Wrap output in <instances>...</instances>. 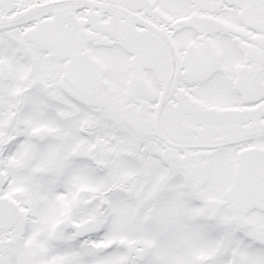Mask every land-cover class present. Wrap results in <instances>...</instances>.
<instances>
[{"label":"flooded vegetation","instance_id":"1","mask_svg":"<svg viewBox=\"0 0 264 264\" xmlns=\"http://www.w3.org/2000/svg\"><path fill=\"white\" fill-rule=\"evenodd\" d=\"M16 77L0 137V264H69L55 256L70 238L113 259L125 250V264H162L160 246L180 238L194 264L222 253L219 264H264V0H0L3 94ZM117 153L134 171L83 200L67 183L70 211L63 177L78 156L105 169ZM180 189L200 218L177 219ZM118 192L135 201L133 229L108 238L100 213ZM82 203L100 210L82 218Z\"/></svg>","mask_w":264,"mask_h":264},{"label":"rangeland","instance_id":"2","mask_svg":"<svg viewBox=\"0 0 264 264\" xmlns=\"http://www.w3.org/2000/svg\"><path fill=\"white\" fill-rule=\"evenodd\" d=\"M12 51H18L19 47L15 46H8ZM16 49V50H13ZM20 51V50H19ZM18 51V53H19ZM14 58V57H13ZM18 59V75L19 78H22L23 76H26L28 74V62L24 61V54L22 51H20V55L17 57ZM14 80H17V77L12 80V84ZM21 80V79H19ZM15 83V82H14ZM19 83V82H18ZM19 85V84H18ZM13 87H10V89L3 94V84L0 82V137L4 138L9 135L10 131H8V128L5 127V123L9 120L14 121V118L7 114L3 115L4 109L7 107V109L10 108V103L7 99H12L14 96H11L14 94L16 90H18L19 86H16V84L12 85ZM18 87V88H17ZM29 96L34 95V91H29ZM32 98L30 97L29 100L26 101V109L30 108L27 113L25 114L26 119L32 120L31 117L33 116V107L34 101H32ZM28 99V98H27ZM43 105L47 110H49V105L46 104V102L42 101ZM14 106V104L12 105ZM54 108V105L50 107V109ZM43 111V107H42ZM51 111V110H50ZM52 112V111H51ZM81 114L84 116L91 115L90 112H85L82 110ZM77 118H74V121H76ZM41 121V120H38ZM38 123V122H37ZM103 124H105L103 130H105V133L108 134L111 132V130L114 127V123L112 121L111 115L106 114L104 116V119L102 121ZM75 125V124H74ZM76 126V125H75ZM77 130V127L76 129ZM8 134V135H7ZM91 138H89L92 146H95L96 140L98 139L97 131L90 134ZM79 142L77 144L78 151L80 152L81 156L85 153V148L89 147V144L87 142L84 143V138H76ZM95 149V148H94ZM118 154V153H117ZM106 154L98 152V156H105ZM78 156V162L75 166H73V171L68 175L69 177L66 178L63 177L64 182V190L65 191V202L67 203L69 210H73L74 205L70 201L72 198V191H70V186L67 187V183H77L79 185V191H81V200H83L85 197H88L89 195L86 194L88 191V187L91 186V193L92 192H104L107 191V186L110 181H113V179L118 177V171L122 170L123 172H133V168L130 166H127L126 164L121 162V156L118 154L119 158L117 161H114L111 165L106 167L105 169L101 168L100 166L95 165L93 168L88 166V162L86 161V156L81 157ZM126 168V169H124ZM77 173V177L73 176ZM122 172V175L124 173ZM94 186V187H93ZM88 195V196H87ZM109 200L112 201V207L108 209V212L100 213V219L101 222H104V224H101L100 232L106 234V236L109 238L111 236L114 237H120L122 234H131L128 233L130 229H133L134 221L131 220L132 214L134 212L133 208L135 206V201L125 195L124 193L118 192L116 195H113L112 197H108ZM176 199L173 204L176 205L173 207V210H175V215L177 219L180 221H185L190 218H200V214H198V207H196V204L193 203L192 198L188 197L184 192L180 189L178 190V193L174 196ZM100 205L101 203L98 202ZM97 204L96 207H87L82 203L81 210H82V218L86 217L87 215L97 214L99 212V205ZM48 219L50 221L53 220V215L48 213ZM61 219V217H60ZM194 219V220H195ZM59 235L62 237H69L68 233L62 234V232H58ZM222 234L221 230H218V236L216 235V231H214L213 237L215 238L214 243L212 240L213 245L208 248L209 252H212L214 248L217 247V244L219 243V238ZM180 241L181 245H178V243L173 244H164L160 246L159 253L163 255V263L162 264H194V257H196V251H194V247L189 249V244L184 243V239H178ZM182 251H179V250ZM207 249V248H204ZM183 252V253H181ZM110 250L105 251L104 249H101V252L98 254L97 252L92 251L89 246H83L81 244H73L71 242V238L69 239L68 246L66 247V251L64 253H56V258L62 259V256L65 257V263L68 262L69 264H125L127 252L125 250H117L116 255L117 258L113 259ZM223 253L220 255V257L216 260L217 264L219 263H225L223 259ZM225 257V256H224ZM57 262V261H56ZM153 264V263H148Z\"/></svg>","mask_w":264,"mask_h":264},{"label":"water","instance_id":"3","mask_svg":"<svg viewBox=\"0 0 264 264\" xmlns=\"http://www.w3.org/2000/svg\"><path fill=\"white\" fill-rule=\"evenodd\" d=\"M233 191H234V186H232V187L230 188L229 193L232 194ZM91 222H92L91 220H90V221L88 220V221L86 222L85 226H83V227H79L78 230H79L80 228L85 229L86 227H88V226L90 225ZM91 228H93V227H91Z\"/></svg>","mask_w":264,"mask_h":264}]
</instances>
